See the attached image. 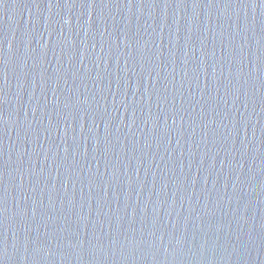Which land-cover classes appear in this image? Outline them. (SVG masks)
Masks as SVG:
<instances>
[{
  "label": "water",
  "instance_id": "obj_1",
  "mask_svg": "<svg viewBox=\"0 0 264 264\" xmlns=\"http://www.w3.org/2000/svg\"><path fill=\"white\" fill-rule=\"evenodd\" d=\"M0 264H264V0H0Z\"/></svg>",
  "mask_w": 264,
  "mask_h": 264
}]
</instances>
